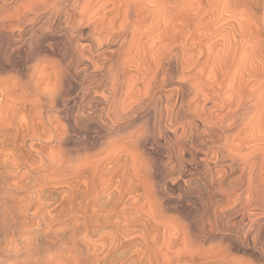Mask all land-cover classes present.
Returning <instances> with one entry per match:
<instances>
[{
	"label": "bare ground",
	"instance_id": "1",
	"mask_svg": "<svg viewBox=\"0 0 264 264\" xmlns=\"http://www.w3.org/2000/svg\"><path fill=\"white\" fill-rule=\"evenodd\" d=\"M186 71L194 82L164 90ZM34 139L56 142L57 155L36 146L44 157L32 162ZM5 144L12 148L0 150V166L9 175L46 163L60 173L52 183L60 189V217H94L79 234L62 228L50 240L42 233L23 248L22 264H45L52 246L69 251L71 264H101L100 250L89 249L95 250L91 237L103 214L113 219L110 242L124 249L120 264L132 257L136 264H159V258L194 264L196 227L160 221L169 211L202 205L185 170L241 201L239 220L246 222L235 221L236 229L242 225L241 236L252 241L251 228L264 217V0H0V147ZM71 162L77 165L69 169ZM176 165L179 172L168 178ZM166 190L177 193L169 206ZM211 217L198 225L203 231L218 227ZM239 246L231 245L252 264L260 258L256 248Z\"/></svg>",
	"mask_w": 264,
	"mask_h": 264
},
{
	"label": "rangeland",
	"instance_id": "2",
	"mask_svg": "<svg viewBox=\"0 0 264 264\" xmlns=\"http://www.w3.org/2000/svg\"><path fill=\"white\" fill-rule=\"evenodd\" d=\"M190 74H191V72L190 73H187V71H186L183 74L175 75L174 78L171 81H169V84L167 83L164 86V90H168V91L169 90H171V91L172 90H176L177 88H179L181 86V84H186L188 82L189 83L194 82L195 79L192 78ZM170 86H171V88H170ZM165 87H166V89H165ZM212 91H213V89L211 87H209V86L207 87L206 86L205 92L208 93V92H212ZM74 94L75 93L72 92V94H70V97H73ZM62 104L64 105V106L62 105L64 109H66V107H68V105H65L66 102H63ZM214 113L219 115V114H221V111H216ZM39 141L36 140V139L32 140V142H33L32 143V148H34V149L31 148V150L28 152L31 161L33 160L32 162H34V161L35 162H38V161H40V158L43 159L44 156L42 155V153H43L42 150H44L45 153H46V155L47 156H50L51 158L53 156H56L57 155V153H58L57 152L58 151V144L56 142H52V143L50 142L49 143L48 141H41V140H39ZM36 146H37L38 149H42L41 150L42 153L40 152V150L38 151L37 148H36L37 150L35 151V147ZM9 148L10 149L12 148V146L10 144H5L4 147H0L1 153L2 154H6L8 151H10ZM7 149H8V151H6ZM95 159H96V157H95ZM55 161H56V158H55ZM73 163H74V165H73ZM47 164L48 163H46V165H44V168H42L40 170H37L38 172L36 170H35L36 171L35 172L34 169L31 168L32 166L31 167L30 166H25L26 168L23 166L20 169H25L24 170V173L21 174L23 172V170H21L22 172H20V170H19V173L21 175L20 174H17L18 177L17 176L14 177V175H9L5 171L4 167L3 166H0V170L2 169L0 171V197H1L0 198V209H2L1 207L4 206L3 209L1 210V214H0V231L2 230L4 232L3 236H0V263L1 264H22V262L24 261V259L27 258L26 255H24V253H23L24 252V249H28L27 247H29V248L31 247L32 248L33 247V244H34L33 242L36 240V238L39 235L41 236L42 233L43 234H46L47 233V235H44V237L49 238L50 240H53V239H51L52 238L51 237V234H54V233L55 234H58L57 231H59V233H60V231H62L65 228H68L73 233L79 234V233H82V231L84 229L83 228L84 227L83 225H85L84 222L86 221V223L89 224V222H90L89 220H93L94 219V217L93 216H90V215L80 216V215H77V214L75 215L74 214V215H70L67 218L66 217H63V216L62 217L59 216V211H58L59 210V208H58V203L59 202H58V200H59V192H60L59 190L60 189L59 188L56 189L55 187H53L52 183L58 178V176L60 175V173H57V172L53 171L52 168L54 166H52L50 164L47 165ZM75 165H77L76 162H71L69 164V166H70L69 169H71V166H75ZM48 169H50L51 171L48 170ZM3 170H4V172H3ZM46 170H48V171H46ZM179 170H180V168L178 167V165H176L172 169V171H171L172 173L170 174V176L167 175L168 178L171 177V176L172 177L175 176L174 174H177L179 172ZM185 171L186 172L183 173V177H185L186 179H188V181H189L188 182L189 187L191 186L190 188L193 189V192L195 194L202 195L201 196L202 205L200 207H195V206L192 207L191 206V208L189 206V208L187 209V211H186V209L185 210L184 209H181L183 211L178 210L177 212L169 211L168 213H165V215H163V216L160 215V221L163 222V223H167V225L168 226H171V227L179 226V225H181L182 222L184 224L186 222V226H188L189 224H192L194 227H196L195 229L193 228V231L197 230L199 232L195 231L196 233L194 234V232L191 231V233L193 235H196L197 236L196 237V243L198 242V240L200 242L199 250H196V246H197L196 243L193 244L192 246L193 247L195 246L194 248H195L196 251H198V253L200 252V254H198V255L201 257V259L198 256V260L199 259L200 260L199 261L197 260L194 264H228L230 261H233V260H240L241 261V264H243V263L246 264L248 262H249V264L250 263L252 264V262H254L252 260V257H250L248 255L240 254V253L238 254L235 251V249H233L231 247V245H234V246L235 245H240L239 248H246V247H249L251 249H255L256 248L255 251H257V253H259V251H260V253H259L260 255L258 254V256L260 258H258V260L255 261L254 264H264V246H263L264 245V239L261 240L262 238H264L263 237L264 236V224H263L264 223L263 222L264 221V219H263L264 217H262V219L259 222V223H262V224H257L258 227L254 226V227L258 228V229H255L254 230L253 229L254 227L251 228L252 229L251 235L254 237V238L252 237L253 240L252 241H249V242L246 241L244 239V237H242V236H244L243 235L244 233L242 231H240V230H243V229H240L242 225L241 226H238L239 224H243V223L246 222V220H244L245 222L243 220H239V219H241V216L240 215L243 213L240 210L241 209L240 207L242 205L241 204V201H239V200L237 201L236 199H234L235 198L234 195H231V194H228L229 196L228 195L225 196L224 193H221V192H223L222 189L220 187H217V185L215 186V185L212 184L210 186H207V188L210 187L209 189H207L206 186L201 183V180L200 179H197V177H196L197 176V173H198L197 171H194V172H191V173H190V171L187 172L188 170H185ZM19 175H20V177H19ZM15 178H17L18 180L15 179ZM198 180H200V181H198ZM198 182L201 183V184H199ZM162 183H160L161 186L163 185ZM190 183L191 184L193 183V184L191 185ZM196 184H198L200 186L202 185V186L201 187L200 186L198 187V185H196ZM193 186L196 187V188H193ZM205 188L207 189V191H206ZM162 189H164V187ZM208 190H210V191L208 192ZM211 190H215V191H211ZM201 191H202V193H201ZM165 192H166V198L169 199V203L167 205L168 206L170 204L172 205L174 201H171V200H173L174 197L175 198L177 197L176 196L177 193H175V191H174V193H172L171 191H168V190H166ZM102 196H99L100 198L98 197L99 200H97V201L99 202V204L101 202H103L104 199H105V194H104L103 197ZM8 197H10V198H8ZM225 197H228V198H225ZM220 198H223L222 199L223 201L220 200ZM229 198H230V200H227ZM101 199H102V201H101ZM233 199L236 200V201L233 202ZM219 200L221 202L220 203H216ZM4 201L8 202L7 204L10 205L11 207L8 208L9 206L7 204H5ZM229 201L230 202H233V203H230ZM223 202H225L226 205ZM35 206H37V207H35ZM211 208L214 211H212ZM238 208H240V209H238ZM202 209H203V211H202ZM34 212H36V213H34ZM202 212H204V215H203ZM117 214H120V213L115 212V213H113V216L112 217H114ZM56 215L58 217H56ZM170 215H171V219L168 220L166 216H170ZM172 215H174V216H172ZM210 215L212 216L211 218H215L216 219L217 224H218V227L216 229L214 228L213 232H210L209 233L207 231H203V229L200 228V227L202 226V222L204 224L205 221H206L205 219H208L210 217ZM219 215L221 217L220 219H218L219 218ZM229 216H231V217H229ZM161 217H162V219H161ZM4 218H5V221L4 222L5 223H6V221L8 222L7 225L5 223L2 224V221L4 220ZM52 218L54 219L53 222L51 221ZM101 218H102V220H105V218H106V220L104 221V223H102V225H101V223H99L97 225L98 228L96 227V229H98V230H95V233L93 234V237H91V239H94L96 241L95 242L93 240L96 243L94 245L95 250H93V248H91L89 250H92V251H94L96 253H97V251L100 250L97 253V257H100V254H101V257L100 258H101V260L102 259L103 260L100 261V259H99V261L98 260L97 261L100 262L101 264H106V262H108V264H116V263L117 264H120L121 260H120V262H117V261H118V259L122 258V256H123L122 254L124 252V249L121 248V246L118 245L116 242H114V240H113V243L110 242L111 239H112V238H110V234H111V232L114 229V227H113V219L111 217L110 218L107 217L106 214H103L101 216ZM188 219L190 220V222L187 221ZM107 220L109 222H107V224H106V221ZM110 220H112V221H110ZM221 220L224 221V224L225 223L227 224V227L229 226L228 227L229 229L226 228V226H225L226 224L224 225ZM227 220L229 222L231 221L230 224H229V222ZM169 221L171 223H169ZM235 221L238 222L237 223L238 224L237 225V227H238L237 229L238 230L236 229V222ZM179 222H180V224H179ZM10 223H12V224H10ZM234 223H235V225H234ZM14 224H16V225H14ZM171 224L172 225H175V226H172ZM184 224H182V226H184ZM221 224H223V225H221ZM231 224H233V225H231ZM198 225H201V226H198ZM219 225L225 226V227L220 228ZM230 225L232 227L235 226V228H232ZM231 228H232V230H231ZM246 228H247V225H246L245 229ZM6 230H8V231H6ZM189 230H191V229L189 228ZM256 230L257 231L260 230V231H258L259 234H256V233H258ZM238 231L239 232H242V233L240 234ZM253 231H255L254 234H253ZM6 232H8V233H6ZM103 234H106L107 235L106 237L109 238L108 241L105 242L101 238V235H103ZM255 234H256V236H254ZM220 236H221L222 239L221 238L220 239L218 238ZM98 238H99V240H98ZM107 238L105 240H107ZM202 238H203V241H202ZM243 239L245 240V243L244 244H243V242H244ZM260 240H261V242H260ZM102 241H104L106 244L104 243L105 245L104 244L102 245V243H103ZM36 242H37V240H36ZM99 242L101 243L100 245H99ZM259 242H260L261 245L259 244ZM30 243H33V244H30ZM188 243H190V242H188ZM9 244H10V246H13L14 247L13 249H15V247L16 248H22V249L20 251H18L17 253H14V251H12L13 250L12 247H10ZM115 244H116V246H115ZM191 244H189V245L191 246ZM21 245H23V246H21ZM98 245L101 246V247H103V248L99 247ZM189 245L187 246L188 249H190ZM253 245H255V246H253ZM118 246L121 249H119ZM192 246H191V248H192ZM228 246H229V248H227ZM187 247L185 246V249H187ZM221 247L222 248L225 247V248L222 249ZM194 248H192V249L194 250ZM219 248H221V250ZM230 249H232V250L230 251ZM89 250H88V252H89ZM217 250L221 251V253H222L221 256L218 255L219 252ZM105 251H106V253H105ZM214 251H215V254H217L219 256V258L214 255ZM63 252H64V250H62L60 247L52 246L49 250H47L45 252L46 253L45 254L46 257H42V258H43L45 264H57L56 262H58V264H60L62 262H63V264H71L73 262V260H74V256L69 255V251H65L64 253ZM94 252H92V254L91 253L86 254V259L89 258L88 256H91V258L93 256L95 257L96 255H94L95 254ZM104 253H105V255H104ZM223 253H225V254L223 255ZM66 254H67V256H66ZM202 254L204 255V258L202 257L203 256ZM211 254H213V256ZM102 255H104V256H102ZM107 255H108V257H107ZM238 255H240V256H238ZM208 257H209V259H208ZM221 257H224V258H221ZM91 258H89V259H91ZM105 258H106V260H105ZM132 258L129 259V260H131L130 262L127 260V262H125V264L126 263L136 264V262ZM251 260H252V262H250ZM162 261H161V258H159V260H158L159 264H163Z\"/></svg>",
	"mask_w": 264,
	"mask_h": 264
}]
</instances>
